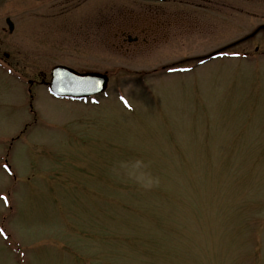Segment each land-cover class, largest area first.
<instances>
[{
    "label": "rangeland",
    "instance_id": "1",
    "mask_svg": "<svg viewBox=\"0 0 264 264\" xmlns=\"http://www.w3.org/2000/svg\"><path fill=\"white\" fill-rule=\"evenodd\" d=\"M207 1L0 0V264H264V0ZM56 63L107 93L27 95Z\"/></svg>",
    "mask_w": 264,
    "mask_h": 264
},
{
    "label": "water",
    "instance_id": "2",
    "mask_svg": "<svg viewBox=\"0 0 264 264\" xmlns=\"http://www.w3.org/2000/svg\"><path fill=\"white\" fill-rule=\"evenodd\" d=\"M9 29L12 28V23L7 20ZM52 87L59 93H68L70 95H84L91 92H96L105 86V76L94 72H78L66 66H54L52 68ZM68 76V77H66ZM99 78L98 87H94L93 82ZM59 84V85H57Z\"/></svg>",
    "mask_w": 264,
    "mask_h": 264
},
{
    "label": "flooded vegetation",
    "instance_id": "3",
    "mask_svg": "<svg viewBox=\"0 0 264 264\" xmlns=\"http://www.w3.org/2000/svg\"><path fill=\"white\" fill-rule=\"evenodd\" d=\"M167 11H164L163 13H166ZM181 14H183L184 12L183 11H181L180 12ZM140 31H143V30H140ZM151 33H152V31H151ZM124 34H126V35H131L130 34V32H128V31H120V35L121 36H123ZM124 37V36H123ZM133 37L134 38H132V39H137V34H133ZM129 39H131V37H128ZM134 40V41H135ZM127 42H129V41H127ZM6 58H8V55L6 56ZM6 58H5V60H6ZM26 81H27V83H28V86H27V89H28V91L31 89V86H33L34 84H39V83H41V84H46V82H47V79L45 78V76H40L39 78H37V79H35V78H32V77H29V76H27L26 77ZM29 105H30V107H31V101H29Z\"/></svg>",
    "mask_w": 264,
    "mask_h": 264
}]
</instances>
